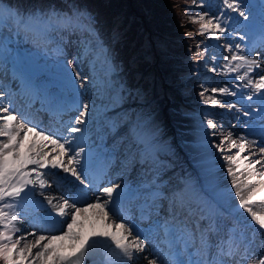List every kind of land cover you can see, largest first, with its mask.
<instances>
[{
    "label": "snow or ice",
    "instance_id": "snow-or-ice-1",
    "mask_svg": "<svg viewBox=\"0 0 264 264\" xmlns=\"http://www.w3.org/2000/svg\"><path fill=\"white\" fill-rule=\"evenodd\" d=\"M222 5L216 14L210 16L205 11L191 18L193 22H199L196 35L203 36L207 33L219 40V34L230 30L226 21L233 19L227 10L237 13L238 17H243L245 21L248 20L244 0H222ZM199 6L204 7L202 3ZM185 11L187 12V8ZM92 21L93 18L86 12L73 8L71 15L65 13L57 23L68 35L78 34L72 41L77 45L78 57L82 52L85 57L91 54L103 58L108 64L109 73L114 72L115 69L108 60V50L93 28ZM16 22L25 29H34L38 34L50 27L49 22L38 15L26 19L16 16ZM261 27L264 29V25ZM7 42H10L8 38L0 39V48ZM64 42L62 36L58 45ZM200 48L201 44L198 43L197 54ZM56 50L62 51L59 46ZM227 52L231 55L222 57L225 63L219 72L224 74L227 71L230 74L246 68L243 74L234 78L242 83L234 84L231 88L214 87L211 89L213 95L206 100L210 101L212 107L232 110L235 105L222 102L216 95L235 96L237 92L232 90L233 88L249 89L247 100H253L254 96L261 99V105L256 111L264 121V64L258 58L259 54L250 58L239 43H228ZM211 59L217 58L212 56ZM72 63L75 68L80 64V60L74 59ZM58 67L71 87L77 90L75 80L80 73L76 72V77H73L63 62ZM209 70L217 72L218 68L214 65ZM95 83L94 80L93 84ZM112 85V81L107 82V87L111 88ZM120 88L122 89L123 85ZM119 90L114 89L117 95L113 98L112 105L122 99ZM4 95V92H0V98ZM200 95L203 97L204 92ZM75 106L78 115L73 121L63 124L64 134L42 128L28 116L21 115L18 118L10 107L0 106V261H3V264H81L88 248L95 244L98 238H104L114 244L115 249L120 250L126 258L124 264H135L137 259H145L147 264H157L156 258L149 259L147 254L139 256L146 251V244L140 239V233L137 232V235L129 240L133 235V228L123 221L116 223L113 219L114 216H120L119 205L124 196V189L120 184L109 182L108 186L99 188L91 201L85 199V189L95 187L100 179L93 173L91 146L88 144L86 133L96 122L99 113L110 105L98 108L93 100L91 109L89 103L80 101H77ZM244 115H251V111H245ZM107 123L115 129L114 122ZM206 125L212 136H216L219 127H222L212 119H207ZM249 136L255 138L249 139ZM123 142L128 158L138 157L146 169V174L151 173L154 177L150 187L156 190L149 193L153 203L146 202L143 205L144 209L154 208L155 199L162 195L155 178H158L166 167L157 157V146L143 134L139 119L130 122L129 133L123 137ZM213 146L221 154L227 176L231 178V188L234 189V197L238 198V207L249 213L255 225L264 230V215H258L253 210L257 203L264 205V123H261L259 128H252L248 135L241 133L235 139L232 131L226 135L221 134L219 143ZM53 171L57 175L74 179L76 186L67 197L57 198L45 194L46 190L53 186L47 178L48 173ZM237 173L244 174L246 179L240 180ZM37 190L43 201L36 200ZM167 191L169 195L166 199L172 208L173 219L187 229L188 218L197 211L187 199V187L176 183L170 185ZM26 200L31 201L36 210L42 209L43 214L31 216L27 213L24 209ZM200 219L206 217L201 215ZM26 220L31 224V230L24 228ZM197 227L199 228L198 223ZM208 230L215 231L214 227ZM200 235L201 244L205 248L209 247L204 232ZM215 247L217 255L207 264H264V241L259 245V251H254L257 246L253 240L242 238L238 243H234L231 236L228 239L221 237ZM194 264L204 262L196 261Z\"/></svg>",
    "mask_w": 264,
    "mask_h": 264
},
{
    "label": "rangeland",
    "instance_id": "rangeland-1",
    "mask_svg": "<svg viewBox=\"0 0 264 264\" xmlns=\"http://www.w3.org/2000/svg\"><path fill=\"white\" fill-rule=\"evenodd\" d=\"M15 1L18 4L23 3L18 0ZM26 1L28 2L29 0ZM39 1L44 4V10L48 12L47 15H50L52 12L51 8L55 9V6L61 4L63 0ZM91 1L95 2V0ZM201 3L204 7L199 6ZM97 4L99 8L95 13L92 10L93 5L91 6L89 0H76L71 2L68 8H65V5H61L62 8L59 10V16L61 18L65 13L71 15L74 6L77 7L78 11L86 12L91 16L93 18L92 26L96 30L103 46L108 50V60L115 71L109 73L108 64L103 58H97L91 54L85 57L82 52L78 57L77 49L72 51L68 57L60 56L56 61L57 63L53 61V58L51 62L57 65L63 62L65 67L73 73L74 77H76V72L80 73L79 77H76V82L83 92L82 103H89L90 109L93 100L98 108H103L106 104L110 105L97 116V120L99 118L101 120L99 124L101 127L99 128H108L110 125L107 121L113 122L114 118L115 121L118 119L120 127L124 124L129 126L130 122L135 119H139L141 125L150 121V125L145 127V129L148 128L147 133L150 129L152 130V132L150 130L151 137L164 136V131L166 130L169 133L167 134L168 137L165 139V136L161 141L162 143L166 140L163 144L164 149H160L159 147L162 151L169 150L174 145L171 144L170 139V137L173 138L174 133L168 127V120L170 124L183 121L193 124V139H201L202 143L209 146L211 150L215 149L213 145L216 143L215 140L219 141L221 139V134L226 135L229 131H232L234 139L241 133L248 135L247 131L241 129L249 123L241 120L244 118L245 112L243 105L234 102L236 98L239 100L241 96H246L244 93L246 89L233 88L232 90L237 92L235 96L216 95V98L222 102L235 105V108L232 110L212 107L210 101L206 100L207 97L213 95L211 89L214 87L228 86L231 88L234 84H240V81L234 78L243 74L246 68H241L239 72L230 74L227 71L224 74H220L219 69L225 63L222 57H230L231 55L227 52L228 43L233 45L237 43L241 44L247 53V49L243 45L245 43L244 29L240 23V20L241 22H245L243 17H238L237 13L227 10L228 15L233 18L226 21L230 30L219 34L220 39L217 40L207 33L203 36L196 35L199 30V22H193L191 18L205 11L210 16L218 13L223 7L222 0H195V2L194 0H98ZM185 8H187V12ZM245 11L251 18V13L246 7ZM19 14L20 16L26 15L25 12H19ZM39 16L42 17L41 14ZM106 19L107 27L105 29ZM55 20L54 18L47 20L50 27L45 31L46 34L59 27L58 23H55ZM16 28L14 26L12 29H9L10 34L5 33L1 29L0 36L2 34L3 38H8L12 48L15 46L16 48L24 49L28 53L35 54L33 53V48L38 47L40 49V47L36 45L35 41H32L34 39L30 37V33L31 30L35 34L38 33L34 29L23 28V30L18 31V35L21 36V43H19L14 35ZM104 31L108 35L107 38L104 37ZM12 36H14V39H12ZM27 39L29 40L28 42ZM198 43L201 44L199 54H197L196 49ZM5 49L11 52L10 47L5 46ZM41 54H43V57H48L47 53L41 52ZM212 56H215L217 59L212 60ZM77 58L80 60V64L74 68L72 61ZM49 60L50 58L46 61ZM262 60L264 63V59ZM214 65L218 68L217 72L209 70ZM253 78H255V74H253ZM94 80L95 84H93ZM108 81L113 82L111 88L107 87ZM121 85H123L122 89L120 88ZM114 89H120L119 96L122 99L112 105V100L117 95ZM202 91L204 92L203 97L200 95ZM172 93L177 97L175 100L171 96ZM179 94H183L187 98L180 100L178 98ZM143 106H146V109H143ZM236 107H241L243 112L238 111ZM137 111L138 113H136ZM180 112L185 114L197 112L199 115L189 117L183 116ZM151 118L152 120H150ZM207 119H212L218 126H222L219 127L216 136L210 134L206 125ZM199 122L204 127L198 129L195 125ZM93 125L95 126L96 122ZM129 128L124 130L126 136ZM29 135L31 136L32 134ZM99 135V133L96 135V139L99 138ZM252 138L249 136V139ZM119 147H122L121 144ZM172 152L174 153L173 155H176L173 159L177 163L176 146ZM255 158L253 157V159ZM167 163H170L168 155L165 156L162 164L165 166ZM167 170L171 171V177L167 178L168 182L171 183L170 185L179 183L186 186L188 191L194 187L195 178L193 175L190 176L187 171L185 172L183 169H180L178 163L172 168L164 167L162 172ZM175 178H179L177 179L178 181ZM116 180L117 182H115ZM116 180L113 183H118L121 187L130 184L134 180L132 185H135L138 189L143 186H149L152 181L148 176H145V178L139 176L133 179L128 170L118 174ZM192 180L193 184L191 183ZM45 194L56 196L57 198L62 196L52 190L46 191ZM197 208L200 209L198 206ZM253 210L258 215H264V206L260 207L259 204H255ZM244 213V220L241 223L247 226L246 228L249 233L259 238L258 242L261 244L264 238L258 235V232L264 233V230L259 229V226L255 225L249 213L245 211ZM201 215L198 212L193 215V223L195 225L200 223V220L202 221L200 219ZM113 219L116 223L123 221L122 217L114 216ZM158 220L160 221V218ZM161 220L163 221L155 225L159 229L165 228L168 224L167 215H164V218H161ZM124 223L128 225L127 222ZM27 226L25 223L24 228L31 230ZM187 226L190 228L183 230L182 233L187 234L193 231L190 224H187ZM38 234L47 233L38 232ZM162 234L161 232L160 237H163ZM133 235L132 237L136 236ZM256 251H259V245L256 247ZM147 255L148 258H151L149 254ZM0 264H3V261H0ZM135 264H147V260L137 259Z\"/></svg>",
    "mask_w": 264,
    "mask_h": 264
},
{
    "label": "bare ground",
    "instance_id": "bare-ground-1",
    "mask_svg": "<svg viewBox=\"0 0 264 264\" xmlns=\"http://www.w3.org/2000/svg\"><path fill=\"white\" fill-rule=\"evenodd\" d=\"M261 32H264V30L263 31H260V29L253 30L251 26L248 25L245 30L246 40H250L252 42L255 35ZM254 40H255L254 44L258 46L262 45L261 41H258L256 39ZM250 48H251V43L250 44L246 43V49L248 51L247 54H249L250 58H252V54L250 53ZM258 58L260 59V56H258ZM244 97L245 96L243 95L242 96L243 100H245ZM237 110L243 112L241 107L240 108L237 107ZM260 124L261 123L253 121L251 123H247L246 126L249 129L259 128ZM199 126L201 128L204 127L202 124H199ZM180 127H181L180 136L182 140L183 134L185 133L187 134V128L183 125H180ZM215 141L216 143H219L218 140H215ZM183 144L186 146V142H183ZM195 149L198 150L197 148ZM109 151L110 150L107 149V153H111ZM111 155L113 154L111 153ZM185 156L186 154L183 153L181 163H184V161H186ZM194 159H197L198 162H196V160ZM191 162L193 164L191 166V170L188 169V173H190V175L193 174L196 176V178H198L196 180V183L194 184L193 191L191 193L192 196L195 197V203L200 204L202 202L205 205H207V210H206V215H205L207 217L206 222H209L210 224H212L216 220L214 228L221 229V231L216 233L215 237L212 235L211 232H205L207 235L210 236V239H211L210 244L215 245L222 236L223 238L226 236L227 237L231 236L233 240H236V241L240 240L241 237H244V238L253 240L256 246L260 245V243L258 242L259 238L254 236L252 233H249L247 228L243 226H239L238 228L233 229L230 226V222H232L233 217L235 215H240L244 220L245 213L243 209H240L238 207V198L234 197V191L231 188V178L227 176L226 169L224 167H221V164H224L223 160L221 159V154L217 152L216 149L207 150L205 153H198L195 158H192ZM93 163H97L99 165L100 170H103L105 168H110L113 166L112 162H106L104 160H94ZM135 174L136 173L132 175H135ZM237 176L240 180L246 179V176L242 173H237ZM136 177L137 176H133V179ZM198 180L200 181V183H199V186H196L198 185V182H197ZM158 181L162 184L161 180H158ZM132 182H134V180ZM134 222L135 221L129 222L128 226L133 225ZM254 234H257V233H254ZM181 235H182V245L185 248L186 238H185V235L183 234ZM258 235L264 237V235H262L261 233H259ZM208 238L209 237H207L206 239ZM98 239L103 241L106 244V246L111 248L108 259L114 260L115 264H124V261L126 258L123 257L119 249H115L114 244H112L110 241H107L104 238H98ZM132 239L133 237H129V240H132ZM214 251L216 252V249ZM190 254L195 256V253H190ZM213 258L214 257L209 258V261H211ZM128 264H132V262H128Z\"/></svg>",
    "mask_w": 264,
    "mask_h": 264
},
{
    "label": "trees",
    "instance_id": "trees-1",
    "mask_svg": "<svg viewBox=\"0 0 264 264\" xmlns=\"http://www.w3.org/2000/svg\"><path fill=\"white\" fill-rule=\"evenodd\" d=\"M23 2L22 4H18L16 3L15 0H0V25L2 24H8L9 26H16L18 27V24L16 25V16H19L20 18H22L23 15L20 16L19 12H25V16L26 18L30 17V16H37L40 14L44 13H48L44 10V4H42V2H40L39 0H29L28 2L26 0H18ZM67 0H63L62 2H65ZM90 1L91 6L94 8L95 5L97 6V1L95 0V2ZM99 3V2H98ZM61 5H67L66 4H57L55 6V10L58 12L59 10H61L62 6ZM99 7L97 6L96 9H98ZM16 14L15 16L12 14ZM96 13V12H95ZM60 14V12L58 13ZM23 16V18L25 17ZM45 21H47V19H44ZM106 24H105V29L107 27V19L105 20ZM17 29V28H16ZM15 31V30H14ZM18 31V29H17ZM104 37L107 38L108 35L106 34V31H104Z\"/></svg>",
    "mask_w": 264,
    "mask_h": 264
},
{
    "label": "water",
    "instance_id": "water-1",
    "mask_svg": "<svg viewBox=\"0 0 264 264\" xmlns=\"http://www.w3.org/2000/svg\"><path fill=\"white\" fill-rule=\"evenodd\" d=\"M254 2H256V1H254V0H248V3H249L250 5H251L252 3H254ZM257 4H258V3L256 2V5H257ZM94 247H95L97 250H99V251L101 250V247H99V246H95L94 244H92L91 247L88 248L87 252L90 251V250H91L92 248H94ZM87 252H86V253H87ZM100 253H102V252L100 251ZM89 259H90L89 256H87V257L84 256L83 259H82V261H81V264H82V263H86V261H88Z\"/></svg>",
    "mask_w": 264,
    "mask_h": 264
}]
</instances>
